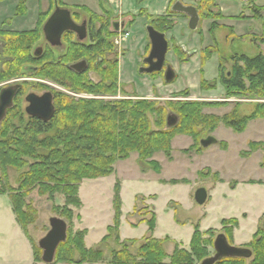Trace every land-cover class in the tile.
I'll return each instance as SVG.
<instances>
[{
  "label": "trees",
  "instance_id": "obj_1",
  "mask_svg": "<svg viewBox=\"0 0 264 264\" xmlns=\"http://www.w3.org/2000/svg\"><path fill=\"white\" fill-rule=\"evenodd\" d=\"M5 1L9 0H0V2ZM17 1L15 14L24 15L27 12L29 2H40L41 0ZM214 1H198L197 9L200 19L202 16L215 18V13L211 11L209 6ZM249 1L253 18L264 20V6H258L257 0ZM55 2L60 6L65 4L63 0H49L48 10L39 12V19L34 29L9 32L7 46L11 62L8 65L7 74L2 75L0 79L18 75V71L23 66H26V70H28L27 67L31 65L37 69V73L34 75L54 81L73 92L92 95L116 94L119 90L118 59L102 61L95 58L111 49L108 37L113 36L114 33L109 30L110 15L108 12L105 13L107 20L103 21L101 28L97 31L92 29L93 44L84 45L72 41L70 36V38H65L69 43L65 52L57 57H55V52L51 47H48L39 59L33 57L31 50L41 39V26L53 10ZM77 8L84 10L86 14H90L93 19H101V16L85 6H78ZM175 14L180 13L172 11L171 8L163 15H151L142 9L138 16L146 17L148 23L155 29L167 33L175 27V21L172 18ZM78 15L76 13L77 18ZM219 16L222 17V14ZM246 17L244 14L237 16L239 19ZM135 20L136 16H133L132 20L127 23L132 25ZM217 28L218 24L212 23L211 33H214ZM262 42L264 43V30ZM174 51L181 61L186 60L183 57L185 52L181 46L174 45ZM213 53V50H209L207 57H211ZM80 58L87 61L89 69L97 71L102 79L100 82H93L88 79L87 72L77 74L72 69L71 65ZM203 58L205 57L203 56ZM228 60L232 62L231 70L224 73L222 64H220L218 77V82L223 86L226 96L264 99V53L261 52L256 56L235 53ZM216 87L217 82L209 83L204 78L201 79L202 89H214ZM188 93V90L183 92V94ZM54 100L55 114L48 122L38 118L26 117L18 106H14L9 110L10 112L8 111V116L0 125V194L9 196L16 221L30 240L37 262L41 260V250L37 247L28 230L29 225L36 221L38 213L32 202L27 200L34 190H37L40 196L47 195L51 201L55 200L57 194L64 195V205L61 207L55 204L54 207L63 214L62 216L65 215L71 219L74 211L71 206L77 208L82 206L79 189L83 180L111 175L115 170V163L118 160L128 159L132 152H138L141 164H145L149 160L148 165L159 173L162 169L161 164L151 158L156 152L162 151L171 161L172 140L175 135H189L196 144H199L205 130L210 129L212 131L221 122L235 132L241 133L245 131L250 121L264 119V101L256 102L253 111L244 116L239 115L237 103L231 112L222 117L204 114L202 110L208 106L227 105V101L172 102L170 104L173 110L170 113L176 114L179 117V122L176 126L169 128L166 124L168 116L166 109L146 99L110 101L102 98H77L58 91L54 94ZM14 108H17L18 114L22 113L19 125L14 124L10 116L11 110ZM149 113L157 116L156 123L161 129H152ZM165 125L167 129H162ZM222 144L226 148V143ZM258 145H261L260 142H251V146ZM195 147L191 146L184 151ZM201 147L196 151L199 152ZM9 168L20 172L17 187H13L9 183ZM216 174L214 175L216 176ZM171 181L177 183L187 180L173 179ZM252 182L254 181L252 180ZM231 184L232 187L235 186L234 182ZM139 201L145 203V197L136 196L134 213L141 215L139 222H147L148 235L136 248L135 246L140 240L126 239L122 241L120 239L122 200L121 183L117 180L113 196V225L108 226V233L103 237L102 242L114 239L119 248L114 249L110 257L106 258L103 248L86 247V229L73 232L68 227L67 240L58 246L54 262L68 264H99L104 261H107L105 264H194L209 257L208 248L213 246L216 232L225 234L228 242L233 244V232L239 226L238 218L223 219L221 230L209 228L202 232L199 224H196L190 248L186 249L177 243L172 253L168 254L164 244L169 238L160 240L153 237L156 213L153 210L150 218H148L146 213L148 206L143 204L140 209ZM78 218L80 219L81 216L79 215ZM205 235H209V237ZM243 247L252 250L251 258H223L215 264H264V227L260 226L254 233L251 242ZM248 259L251 260L248 261Z\"/></svg>",
  "mask_w": 264,
  "mask_h": 264
},
{
  "label": "rangeland",
  "instance_id": "obj_2",
  "mask_svg": "<svg viewBox=\"0 0 264 264\" xmlns=\"http://www.w3.org/2000/svg\"><path fill=\"white\" fill-rule=\"evenodd\" d=\"M181 1L185 4L195 5L196 7L199 4L198 0ZM86 2L87 0H64L66 4H84ZM249 2V0H215L209 5L211 11L215 13V18L202 16L196 30L189 28L187 23L188 17L186 15L175 14L172 16L175 21V27L166 33L170 43L166 62L171 64L176 70L177 78L171 83L164 81V71L154 72L152 74L139 73V68L147 65L143 62V59L148 56L150 51L146 45L147 33L145 26L149 24L148 19L146 18L147 22L145 25V21L142 19L135 26H133L134 22L132 25L129 24L127 27L119 30H124V34L126 32L130 34L129 37L122 39L119 38L121 33L114 30L110 22L109 30L114 33L113 36L108 37L111 49L95 58L102 61L118 59L119 90L116 94L92 95L76 93L54 81L36 75H28L25 72L23 75L25 78L24 85L20 95L15 99V106H18L21 110L24 109L25 103L23 96L25 94L31 92L43 94L46 91H51L55 94L60 91L77 98H102L110 101L146 99L156 103L157 106H163L166 109L167 115L173 110L170 104L172 102L227 101V105L220 107L208 106L204 107L202 111L204 114L222 117L231 112L238 103L239 115H248L253 111L255 103L263 102L264 99H249L235 96L227 97L223 86L218 82V77L220 64H222L224 73L231 70L232 62L228 59L233 54L243 53L248 56H256L261 52L264 53V43L262 42L264 20L253 18V12ZM6 3L4 7L0 4V23L8 18L14 20L16 16V2L8 1ZM256 4L258 6H264V0H257ZM39 5H41V10H43L48 7V2L46 0H41L40 4L37 1L29 2V12L27 9L28 13L26 12V15H22L26 17V20L16 18L17 20L13 25L2 27L6 30L15 31L34 29L36 27V20L38 19L37 15L40 12L38 10V7L40 8ZM81 14L84 16V12H81ZM220 14H222V17L219 16ZM240 14H244L247 17L244 19L237 18ZM98 15L101 16V19H93L95 20L93 27L95 31L101 27L103 21L107 20L105 13ZM88 17L89 19L90 17L92 18L90 14ZM126 19L130 21L132 17L127 16ZM214 22L218 24V28L214 33H211L210 28ZM44 23L41 29H43ZM70 36L71 34L68 33L64 37L63 43L66 44L65 47L61 46L53 49L55 57L65 52L69 45L65 38H70ZM72 41L79 42V40H74V38ZM87 41L82 43L90 45L91 43ZM45 42L46 40L42 32L41 39L34 47L42 45L46 50L50 46ZM182 44L187 46V48H184L185 55L183 57L186 59L184 61H181L174 51V45L181 46ZM209 50L214 51L211 57H207ZM81 59L83 58L76 60V62ZM87 77L93 82H100L102 80L97 71L93 69L87 71ZM202 78L209 83L217 82V87L214 89H202ZM1 79L3 81H0V87L8 81L6 78ZM185 90H188L189 93L183 94ZM17 111V108L11 110L10 116L12 122L19 125L22 113L18 114ZM149 116L151 118L152 129H161L156 123L157 116L152 113H149ZM162 129H167L166 125ZM209 135L215 136L218 143L206 148L201 147L200 142L196 144L194 139L189 135H175L173 138L174 142L176 141L174 143V149L172 146V160L176 158L175 162H171L172 160L170 161L162 151L156 152V155L154 154L151 158L157 160L163 166V170L161 169L162 172H159L161 174H158V172L154 171L148 165L149 160L145 164H141L138 152H132L130 158L127 160H119L115 163V171L110 176L99 177L97 179H84L79 190V197L83 203L79 208L71 206L74 210L72 220L68 219L65 215V217L62 216L63 214L58 212L54 207L55 204L61 207L64 205V195L57 194L55 200L51 201L47 195L40 196L37 190H34L27 200L32 202L38 213L36 221L29 225L28 230L35 240L37 247H39V240L50 229L49 219L53 216H58L63 217L67 221L68 227L73 232L86 229L87 227L88 229L86 230L87 234L89 233L88 238L90 242L89 247L103 248L106 258H109L112 251L119 248V245L116 244L114 239L102 242L103 237L108 233V225L111 223L113 225L114 209L112 195L114 196L113 185L115 186V181L117 180L124 186V206L125 209H129L127 213H124L125 223L127 222L128 212L133 208L135 195L152 193L156 197L154 202L156 226L153 237L160 240L169 238L165 243L173 242L174 248L175 244L185 243L189 237L191 239L194 232L190 234V228H194L196 224H199L200 230L201 228L203 230H208L209 228L216 229L218 227L217 225H219L217 219L223 213L222 204L216 197L208 200L205 204H199L195 200V191L198 188H208L209 182H218L220 176L225 179V183L234 182L235 185L238 182L243 184V186L255 184V180L252 182V179H259V183H264V119L260 118L250 121L245 131L241 133L235 132L232 128L221 122L212 131L206 129L200 140ZM183 140H186V142ZM190 142H192L191 145L189 144ZM224 142L226 143V148L223 147L222 143ZM251 142H260L261 145L251 146ZM191 146H196L197 148L195 147L194 149L184 151ZM199 147L202 149L197 152L196 150ZM197 154H201V156L197 157ZM186 158L190 162H184ZM181 160H183V163ZM142 169L148 171L143 173ZM215 173H217L216 176L214 175ZM19 174V171L9 168L8 178L11 186H18ZM178 176H181V178H177ZM182 176L190 179L191 184L196 185L197 188L187 189L186 185H184L185 182L174 183L171 181L173 179L179 181L184 180L185 178L183 179ZM161 177L165 179L159 180ZM230 185L233 186L232 184ZM259 190L260 192L254 191L247 197L249 206L243 204L245 207H248L247 209L249 211L248 222L246 224L247 226L255 228L256 232L260 226H263L264 222V185H260ZM241 199L242 197H239L238 200L240 203H243ZM143 204L148 206L146 213L148 214L147 217L150 218L153 208L151 205H148L146 197L145 203L138 202L140 209ZM259 212L262 214L258 218ZM79 215L83 218L79 219ZM131 216L137 219V223L141 217L139 213H134V210ZM142 223H145L146 226L148 225L146 221ZM147 232L148 229L143 232L142 226L133 227L129 225V231L125 235L132 237L130 239L143 240ZM219 233L216 232V236ZM205 236L209 237V235ZM212 238L214 239V237ZM142 240L136 244L135 248ZM212 248L213 246H209L208 248L210 251L209 256L214 254V249L211 250ZM40 250L41 260L37 262L35 261L33 246L30 240L16 221L9 196L7 194H0V264H68L65 262H54L55 259L52 263H45L42 261L43 250L41 248ZM166 252L168 254L172 253V251L168 252L167 250ZM76 256H78V253H76ZM250 260L248 259V261ZM106 262L104 261L99 264H105Z\"/></svg>",
  "mask_w": 264,
  "mask_h": 264
},
{
  "label": "water",
  "instance_id": "obj_3",
  "mask_svg": "<svg viewBox=\"0 0 264 264\" xmlns=\"http://www.w3.org/2000/svg\"><path fill=\"white\" fill-rule=\"evenodd\" d=\"M247 1V0H245ZM172 11L180 14H185L189 18V28L196 30L200 21V14L195 5L185 4L181 0H177L172 4ZM126 21H113L112 27L118 31L124 27ZM65 31H74L78 35L79 41L86 38V25L77 24L71 16V11L68 8L60 7L56 4L54 11L50 14L43 25V35L51 46H59L61 44V37ZM147 36L150 41V52L148 56L143 59L146 66L139 68L140 74H152L154 72L164 71V81L167 83L173 82L176 77V71L166 62L167 53L169 51V41L166 33L160 32L152 25H146ZM42 48L38 47L35 55H40ZM84 61H80L71 65L72 68L83 66ZM16 91V86L6 88L0 95V122L5 115V111L13 103V97ZM28 105L26 112L38 117L44 122L50 121L55 114V105L53 103V94L47 91L41 95L30 93L27 96ZM179 117L174 113H169L166 118L167 127H174L178 124ZM218 143L215 136L209 135L200 140L203 148ZM208 194L205 188H198L195 192V200L199 204H205ZM50 229L47 234L38 242L39 247L43 250L42 261L45 263H52L55 259L56 251L60 243L65 242L68 236L67 221L58 216H53L49 219ZM264 227V222H263ZM214 254L205 258L200 264H215L223 258L241 257L251 258L252 250L246 247L235 246L230 244L227 237L223 233H219L213 243Z\"/></svg>",
  "mask_w": 264,
  "mask_h": 264
},
{
  "label": "crops",
  "instance_id": "obj_4",
  "mask_svg": "<svg viewBox=\"0 0 264 264\" xmlns=\"http://www.w3.org/2000/svg\"><path fill=\"white\" fill-rule=\"evenodd\" d=\"M9 1H15L16 2V6H17V3H18L17 0H9ZM46 1L48 2V7H49V0H46ZM175 1H177V0H141V1L140 0H87L88 3L86 2L84 4H76V3H69V4L67 3L66 4L65 3L63 6H60V5L59 6L60 7H64V8H68L74 14L78 13L79 14L78 16H80V18L82 16L81 12H84L85 15H89V14H86L84 10L77 8L78 6H85V7L89 8L92 12H94L96 14H100V15L103 14V13H106V12H108V13L110 12L109 13V15H110L109 17H110L111 25H112L113 21H119V22H121L123 20L126 21V24H125L124 27L120 26V29H121V28H125V27H127V25H129L127 23L128 21L126 19L127 16H131V17L136 16V21H134L135 23H134L133 26H135L137 23H140L139 20H142V19H144V21H145L144 25H145V23L147 22L146 21V17L138 16L140 10L144 9L151 15H163V14L167 13L169 8H171V4H173ZM6 2H8V1L1 2L0 4H2V6L4 7V5L7 4ZM63 2H64V0H63ZM38 3L40 4V2H38ZM56 4H57V2H55L53 10L49 14H51L54 11ZM39 6H40V8L38 7V10H40V11H47L48 10V7L46 9L41 10V5H39ZM27 8H28V12H29V6H27ZM9 15H11V14H9ZM9 15H7V16H9ZM48 16H50V15H48ZM37 17L39 19V14L37 15ZM16 18L17 17H15V19L13 20L12 25L18 19V18L17 19ZM21 18L26 20V17H24V16L19 17V19H21ZM38 19L36 20V24L38 22ZM188 22H189V18H188ZM25 24H26V21H25ZM29 29H31V28H29ZM146 38H147L146 45L149 46L150 41L148 39L147 34H146ZM182 45H183L184 48H187V46L185 44H182ZM189 52H191V51H189ZM183 141L186 142V140H183ZM175 142H174V140L172 142L173 149H174V143ZM191 143L192 142H190L189 144L191 145ZM196 156L200 157L201 154H197ZM125 160H127V159H125ZM175 160H176V158H173V160L171 162H175ZM181 161L183 163V160H181ZM185 161L186 162L187 161L190 162V160H187V158L184 159V162ZM114 169H115V167H114ZM162 170H163V166H162ZM147 171L148 170H143V173H146ZM158 174H161V173H158ZM106 177H108V176H106ZM177 178H181V176H178ZM182 178L183 179L185 178L187 180L185 183L181 182V183H184V185H186L187 189H192V188L195 189V188H197L196 185L194 186V185L191 184V180L190 179H188L187 177H183V176H182ZM160 179H165V178L161 177V178H159V180ZM224 180L225 179L220 176V180L218 182L217 181L216 182H209L208 188L206 187L207 194H208L207 201L208 200H212L213 197H216V198L219 199L220 203L222 204L223 213L217 219V222H219L218 223L219 225H217L218 227L216 228L217 230H221L222 229V223L221 222H222L223 219L238 218L239 226L236 227L234 229V232H233V245L243 247V246L247 245L251 241V239L253 237V234L256 232L255 228L247 226V224H246V222H248V217H249V211L247 209L248 207H245V206H249V202H248L247 197L249 196V194H251L254 191L260 192L259 186L260 185H264V183L263 182L259 183L258 182L259 179H252L253 181L255 180V184L253 183V184H247V185L243 186V184H240L238 182L234 187H232L230 185L231 183H225ZM113 187H114V185H113ZM123 188H124V186L121 183V200H122L121 211H122V215H121V224H120V230H119L120 232L119 233H120L121 240H126V239L132 238V237H129L128 235H125V233H128V231H129V225H131L133 227L134 226H142L143 232H145V230L148 229V225L146 226L145 223H142V222L137 223V219L134 216H131V214L133 213V210L135 208L136 196L137 195H141V196L146 197L148 205H151L153 210L155 209L154 202L156 200V197L153 196L152 193H146V194H141L140 193V194L135 195L133 208H132L131 211L128 212L129 214L127 215V222L125 223V221H124V213L125 212L127 213V211L129 209H125V206H124ZM239 197H242L241 200H242L243 203H240V201L238 200ZM112 198H113V195H112ZM261 214H260V212L258 213V218H259V216ZM82 218L83 217L81 216V219ZM112 222H113V220H112ZM135 223H136V225H133ZM109 225H112V223L109 224ZM86 229H88V228L86 227ZM201 230L205 231L207 229L203 230L201 228ZM192 232H194V228L191 227L190 228V234ZM88 234L85 237V245H86V247L91 248V247H89L90 242H89ZM147 235H148V232H147L146 236ZM191 239H192V236H191ZM191 239L189 237V239L185 243L182 242L180 245L182 247H185V248L189 249L190 248ZM172 241H174V240H172ZM164 247H165V249L168 252H171L174 249V243L173 242H167V243L164 244ZM211 250H213V248ZM194 264H200V263L195 262Z\"/></svg>",
  "mask_w": 264,
  "mask_h": 264
},
{
  "label": "flooded vegetation",
  "instance_id": "obj_5",
  "mask_svg": "<svg viewBox=\"0 0 264 264\" xmlns=\"http://www.w3.org/2000/svg\"><path fill=\"white\" fill-rule=\"evenodd\" d=\"M199 1V0H198ZM16 15V14H15ZM24 15H26V14H24ZM50 15V14H49ZM22 15H16L15 17H17V18H19V17H21ZM71 16H72V19L77 23V24H83V23H85V25H86V38L83 40V41H79L80 43H82V42H84V41H87L88 43H91V44H93V36H92V29H93V27H94V23H95V20H93V18H91L90 17V19H89V17H88V15H85L84 14V16H81V18H80V16H79V18H77L76 17V14H74L73 12H71ZM75 18H74V17ZM49 17V16H48ZM47 17V18H48ZM12 23H13V20L12 19H6L5 21H3V22H1L0 23V77L2 76V75H5V74H7V68H8V65L10 64V62H11V58H10V56H9V54H8V41H9V32L10 31H15V30H6V29H4V27H2V26H10V25H12ZM100 26V25H99ZM101 28V27H100ZM99 28V29H100ZM113 28V27H112ZM98 29V30H99ZM97 31V30H96ZM71 34V38L73 39L74 38V40H79L78 39V35H77V33L76 32H74V31H65L63 34H62V37H61V44L59 45V46H51L49 43H48V41L46 40V42L45 43H47L52 49H55V48H57V47H61V46H66V44L65 43H63L64 42V37H65V35L66 34ZM85 43V42H84ZM84 43H82V44H84ZM85 45V44H84ZM169 46H170V43H169ZM38 47H41L42 48V52H41V54L40 55H35V52H36V50H37V48ZM181 47H182V49L185 51V49H184V47H183V45H181ZM150 48H151V45H150ZM45 48H44V46H42V45H40V46H35L32 50H31V53H32V55H33V57L35 58V59H39L40 57H42V55L45 53ZM150 52V51H149ZM80 61H84L85 62V64L83 65V66H79L78 68H72L75 72H77V73H86L88 70H89V64L87 63V61L85 60V59H81V60H79V61H77V62H80ZM77 62H75V63H77ZM27 69L28 70H26V66H23L22 67V69L20 70V71H18L19 73H18V75H15V76H12V77H6V80H8V81H6V83H3V86L2 87H0V95H1V93H2V91L4 90V89H6V88H9V87H14V86H16V91H15V94H14V97H13V103H12V105L9 107V108H7L6 109V111H5V115H4V117H3V119L1 120V122H0V124L3 122V120L6 118V116H7V113H8V111L11 109V108H13L14 106H15V99H17V97L20 95V93H21V91H22V87H23V85H24V81H25V78H24V74H25V72L27 73V71H28V75H34L35 73H37V69H36V67L35 66H31V65H29L28 67H27ZM2 79H0V81H1ZM3 81V80H2ZM47 92V91H46ZM31 93H35V92H31ZM45 93V92H44ZM30 93H28V94H25L23 97H24V103H25V106H24V109L23 110H21L22 111V113L24 112V114L26 115V117H33V118H38V117H35V116H31V115H29L27 112H26V107H27V105H28V101H27V96L29 95ZM37 94V93H36ZM53 94V93H52ZM38 95H41V94H38ZM53 103H54V94H53ZM39 119V118H38Z\"/></svg>",
  "mask_w": 264,
  "mask_h": 264
},
{
  "label": "built area",
  "instance_id": "obj_6",
  "mask_svg": "<svg viewBox=\"0 0 264 264\" xmlns=\"http://www.w3.org/2000/svg\"><path fill=\"white\" fill-rule=\"evenodd\" d=\"M129 36V33L126 32L125 34L124 33H121V35L119 36L120 39L122 38H127Z\"/></svg>",
  "mask_w": 264,
  "mask_h": 264
},
{
  "label": "bare ground",
  "instance_id": "obj_7",
  "mask_svg": "<svg viewBox=\"0 0 264 264\" xmlns=\"http://www.w3.org/2000/svg\"><path fill=\"white\" fill-rule=\"evenodd\" d=\"M110 13V12H109ZM74 17V16H73ZM75 18V17H74ZM99 27V26H98ZM118 33V32H117ZM77 73V72H76ZM78 74V73H77ZM53 87V86H52ZM55 101V100H54Z\"/></svg>",
  "mask_w": 264,
  "mask_h": 264
}]
</instances>
